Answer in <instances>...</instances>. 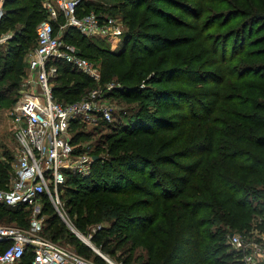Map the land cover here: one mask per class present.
Here are the masks:
<instances>
[{
	"label": "trees",
	"instance_id": "trees-1",
	"mask_svg": "<svg viewBox=\"0 0 264 264\" xmlns=\"http://www.w3.org/2000/svg\"><path fill=\"white\" fill-rule=\"evenodd\" d=\"M101 1H86L84 12L122 17L124 51L97 49L93 56L86 51L94 43L73 28L63 39L83 57L99 61L102 83L115 77L124 84L123 98L148 97L158 108L125 125L124 136L113 132L95 148L89 145L98 156L91 175L70 174L62 188L69 219L82 233L92 223H111L112 228L92 235L91 241L102 248L108 243L104 232L116 233L123 226L138 245L145 243L146 264H234L227 235L237 229L248 235L264 231V190L259 188L264 183V0ZM42 3H3L0 37L7 32L13 36L0 44V67L4 55L14 52L18 78L38 24L48 18ZM56 64L53 92L58 101L79 100L97 82L62 60ZM2 72L0 83L6 84ZM191 77L212 85L200 92L214 98L211 105L200 100L201 115L188 92L199 86ZM5 95L0 86V99ZM181 97L190 106H183ZM73 136L82 145L84 133ZM98 152L108 156L104 162ZM11 169L0 158L1 188L8 186ZM41 200L48 215L44 235L88 255L90 246L61 221L49 197L43 194ZM31 206L0 204V224L27 228ZM257 215L263 224L245 230ZM4 250L0 244V254ZM24 261L30 263V254Z\"/></svg>",
	"mask_w": 264,
	"mask_h": 264
},
{
	"label": "built area",
	"instance_id": "built-area-1",
	"mask_svg": "<svg viewBox=\"0 0 264 264\" xmlns=\"http://www.w3.org/2000/svg\"><path fill=\"white\" fill-rule=\"evenodd\" d=\"M86 0H43L48 18L37 28V45L28 57V71L23 88L13 106L11 123L18 143L7 187H0V204L15 207L32 205L27 228L0 224V264H102L85 258L78 251L62 246L44 235L45 219L38 202L46 194L54 207L61 206L60 193L68 175H91L94 156L89 145L76 144L71 133L74 122L113 121L111 108L103 91H89L81 99L61 102L54 97L53 80L58 74L57 61L62 60L99 82L100 66L83 57L80 49L66 42L63 35L73 28L87 38L117 40L124 33L119 17L95 11L84 12ZM0 0V20L4 13ZM56 24V28H55ZM12 32L0 37V42L12 38ZM78 149L82 151L78 152ZM227 245L239 257L238 264H264V232L233 233ZM104 264H125L100 254Z\"/></svg>",
	"mask_w": 264,
	"mask_h": 264
},
{
	"label": "rangeland",
	"instance_id": "rangeland-1",
	"mask_svg": "<svg viewBox=\"0 0 264 264\" xmlns=\"http://www.w3.org/2000/svg\"><path fill=\"white\" fill-rule=\"evenodd\" d=\"M86 1L102 3L101 0H86ZM119 18L121 19L122 25L124 27V33L122 34V36L115 41L114 40L108 41V40H104L101 38H86L87 43L88 41L94 43V45L92 46V49L87 50L86 52H88L89 54L92 53L94 54L93 56H95L97 54L96 53L97 49L98 50H108L111 53H115V54H120L122 51H124L123 49H124V45L126 42V39H125L126 24L124 20L122 19V17H119ZM2 43L3 42H0V44ZM30 44H31V47L27 49L26 53H24L25 67H24V72L22 76L18 78L15 75V73H13L15 59H16V54H14V52H8L7 56L4 55L5 58L3 59L2 65L0 67V72H2V69H4L3 72H5V75H6L5 77L6 79L4 78V81H6V84L0 83V86H2L6 94L3 99H0V155L2 156L0 158L8 162L10 166H12L15 149L18 145L16 138L14 136V130H13V126L11 123V113H12L14 104L19 98L20 91L23 88V80L28 71L29 54L32 51H34L37 45L36 32ZM232 47H233V41L231 40V42L229 43V48H232ZM93 62L99 65V61H97V59H95ZM204 70L208 71V69H204ZM191 78H193L192 80L196 81L197 85L199 86L193 89L190 88L189 91L187 89V91L189 92V94H191L194 97L192 104L195 110L198 112L197 114L201 115V114H204V112L199 111L200 100H201V103H204L205 105H211L212 102L214 101V98L204 97V95H201L200 92H203V90H208L209 88H211L210 86L212 85L204 86V85H201L200 79H196V77H191ZM56 83L57 82H54L52 83V85L54 86L56 85ZM109 85L113 86L110 90H108L107 88ZM122 85L124 86V84L119 82L117 78L115 77L106 83H102L101 80L99 82L92 83V86H91L92 88L88 89V92L91 90H95V89L101 90V89L107 88L103 91V94H105L106 97L102 101L108 104V106L111 108L112 113H113V121L112 122H102V121L85 122V123H80V124L73 126L71 129L72 135L79 131H81L85 135V136H81L82 138L80 139V143L84 144L85 146L90 145L93 148H95L98 142L103 141L105 139V136L108 134L116 132V133H119V136H124V134L127 133L123 129L125 128V125L132 124L133 122L138 120L139 119L138 116L140 115V113L145 114V111L152 112L158 108L157 101H152L148 99V97H143L138 100H127L123 98L120 93L121 89L123 88ZM144 87H145V83H141L139 88L143 89ZM180 102L185 107L190 106V101L186 97L184 98L181 97ZM4 151L8 152L6 156L3 154ZM98 153L103 156L102 158L104 162V160L108 156L105 155L104 153H100V152ZM259 188L264 190V183ZM63 193H64V190L62 189L60 193L61 206L58 209L55 207V209L57 210V213L60 216L61 221L64 222L65 225L70 230H71L70 228L71 226L74 230L79 232L81 236H83L84 238L90 239L91 241L92 235H94L100 228L102 227L112 228L111 223H106L104 221H101L98 223H92L88 225L86 227L85 233H82L81 231L77 230L75 226L72 224L71 220L69 219V215L65 208V199L63 197L64 195ZM37 204L39 206L41 216L46 221L48 215L43 213L44 203L41 200ZM31 208L33 210V206H31ZM147 212H151V211H146L145 213ZM259 220H260V215H257L255 218L251 220L252 225H250V227L245 230H249V229L251 230L254 226L263 224V222L261 223ZM66 221L69 223V225L67 224ZM123 225L125 224L123 223ZM22 227H25V226H22ZM241 232L244 233L243 230L241 231L240 229H237L234 233H241ZM230 234H233V233H230ZM230 234H228L227 236H229ZM104 236L108 240L106 247L102 248L99 245H95L91 241L95 249L89 247L90 251L88 252V255H83L85 258L91 261L101 263L100 261H102L101 259L102 257H100V254H103L109 257L113 261H124L126 262V264H146V262L149 260L150 255H148L147 248L144 245L145 243H143L142 245H138L137 244L138 239L133 238L132 236H130V233L123 230V226H122V230L116 233H105L104 232ZM78 239L82 242V244H86L79 236H78ZM57 243L60 244L59 242ZM61 245L68 246L69 248L76 250L75 248L76 246L70 243L61 244ZM232 250L233 249L230 248V251ZM238 259L239 257L235 253L233 257L231 256V258H229V261L230 262L233 261L234 264H238V261H237Z\"/></svg>",
	"mask_w": 264,
	"mask_h": 264
},
{
	"label": "water",
	"instance_id": "water-1",
	"mask_svg": "<svg viewBox=\"0 0 264 264\" xmlns=\"http://www.w3.org/2000/svg\"><path fill=\"white\" fill-rule=\"evenodd\" d=\"M94 159L95 160H97L98 159V156H94ZM67 222V221H66ZM67 224L69 225V223L67 222ZM70 228L73 230V232L75 233V234H77V236H79L88 246H90L91 248H94L93 247V245H92V243H91V241H90V239H87V238H84L83 236H80L79 235V232H77L76 230H74L71 226H70ZM95 249V248H94ZM98 252V251H97Z\"/></svg>",
	"mask_w": 264,
	"mask_h": 264
},
{
	"label": "bare ground",
	"instance_id": "bare-ground-1",
	"mask_svg": "<svg viewBox=\"0 0 264 264\" xmlns=\"http://www.w3.org/2000/svg\"><path fill=\"white\" fill-rule=\"evenodd\" d=\"M80 235V234H79ZM81 236V235H80Z\"/></svg>",
	"mask_w": 264,
	"mask_h": 264
}]
</instances>
